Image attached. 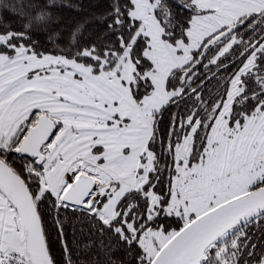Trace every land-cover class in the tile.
Here are the masks:
<instances>
[{"label": "snow or ice", "instance_id": "snow-or-ice-1", "mask_svg": "<svg viewBox=\"0 0 264 264\" xmlns=\"http://www.w3.org/2000/svg\"><path fill=\"white\" fill-rule=\"evenodd\" d=\"M0 264H264V0H0Z\"/></svg>", "mask_w": 264, "mask_h": 264}, {"label": "trees", "instance_id": "trees-1", "mask_svg": "<svg viewBox=\"0 0 264 264\" xmlns=\"http://www.w3.org/2000/svg\"><path fill=\"white\" fill-rule=\"evenodd\" d=\"M63 3H68L69 0H62ZM72 2H76V0H72ZM85 3H87V0H85ZM64 17H66L68 20H71L75 13L72 9H66V8H59L57 9Z\"/></svg>", "mask_w": 264, "mask_h": 264}]
</instances>
